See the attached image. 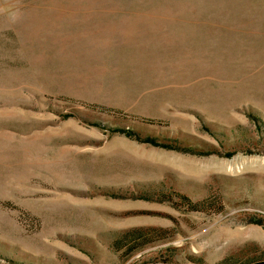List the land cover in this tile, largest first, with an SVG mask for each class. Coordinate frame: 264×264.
Returning a JSON list of instances; mask_svg holds the SVG:
<instances>
[{"label":"rangeland","instance_id":"374dc122","mask_svg":"<svg viewBox=\"0 0 264 264\" xmlns=\"http://www.w3.org/2000/svg\"><path fill=\"white\" fill-rule=\"evenodd\" d=\"M264 262V0H0V264Z\"/></svg>","mask_w":264,"mask_h":264},{"label":"water","instance_id":"95a60500","mask_svg":"<svg viewBox=\"0 0 264 264\" xmlns=\"http://www.w3.org/2000/svg\"><path fill=\"white\" fill-rule=\"evenodd\" d=\"M254 264H264V262H258V263H254Z\"/></svg>","mask_w":264,"mask_h":264}]
</instances>
